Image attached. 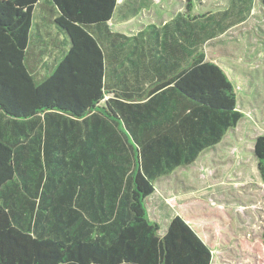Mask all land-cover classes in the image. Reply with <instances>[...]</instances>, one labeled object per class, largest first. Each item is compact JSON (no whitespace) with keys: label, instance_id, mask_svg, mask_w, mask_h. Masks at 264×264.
<instances>
[{"label":"trees","instance_id":"obj_1","mask_svg":"<svg viewBox=\"0 0 264 264\" xmlns=\"http://www.w3.org/2000/svg\"><path fill=\"white\" fill-rule=\"evenodd\" d=\"M201 1L128 35L110 27L119 0H0V264H212L184 216L162 230L147 205L243 118L204 45L252 0ZM41 3L62 43L34 31ZM254 153L264 179V134Z\"/></svg>","mask_w":264,"mask_h":264},{"label":"rangeland","instance_id":"obj_2","mask_svg":"<svg viewBox=\"0 0 264 264\" xmlns=\"http://www.w3.org/2000/svg\"><path fill=\"white\" fill-rule=\"evenodd\" d=\"M252 1L243 22L226 32L217 30L204 45L207 59L221 65L233 81L243 118L217 147L207 149L194 164L161 177L156 191L147 199L150 215L162 230L175 215L184 216L212 248V264H264V179L254 153L256 138L264 134V2ZM232 2L202 0L193 12L219 16ZM119 3L123 6L110 27L128 35L150 24L163 25L177 13L188 11V0ZM131 6L137 11L132 12ZM43 8L41 3L37 21L43 20ZM124 12L130 17L122 19ZM43 22L44 29L55 34L49 20ZM55 50L51 49L47 62L54 59Z\"/></svg>","mask_w":264,"mask_h":264},{"label":"crops","instance_id":"obj_3","mask_svg":"<svg viewBox=\"0 0 264 264\" xmlns=\"http://www.w3.org/2000/svg\"><path fill=\"white\" fill-rule=\"evenodd\" d=\"M40 5V4H39ZM39 5H38V7L36 8V11H35V18H36V16H37V10L39 9ZM42 12H43V14H42V19L43 20H41V21H37V19H35V24H34V31L35 32H45L48 36H51V37H58V39H59V43H62V39H63V36L59 33V31L55 28V34H53L50 30H45L44 28L46 27V24L43 22L44 21V19H47V16H45L44 14H47V12H45L43 9H42ZM49 24H50V22H49ZM48 24V25H49ZM48 25H47V27H48ZM43 26V27H42ZM48 29V28H47ZM51 62V61H50Z\"/></svg>","mask_w":264,"mask_h":264}]
</instances>
